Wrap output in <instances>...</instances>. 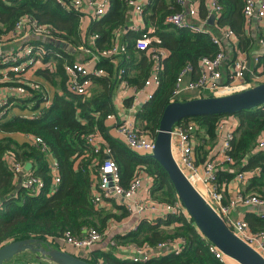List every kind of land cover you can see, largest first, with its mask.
I'll return each mask as SVG.
<instances>
[{"label":"trees","instance_id":"1","mask_svg":"<svg viewBox=\"0 0 264 264\" xmlns=\"http://www.w3.org/2000/svg\"><path fill=\"white\" fill-rule=\"evenodd\" d=\"M201 1L200 13L206 16L207 2ZM218 1L222 5L218 28L226 27L232 30L239 39L240 49L248 51L252 46V40L245 28V1ZM147 7L152 8V13L145 15L146 28L151 25L157 28L160 35V41H154L153 46L167 49L168 56L163 59L161 86L147 102L137 103L135 116L139 123L136 126L140 132L156 136L163 110L174 99L172 93L179 71L189 62L197 67L201 57L216 55L219 46L213 41L211 33L193 32L165 23L167 16L180 9L174 0H152ZM129 9L126 0H111L108 12L94 20L89 32L95 34L93 42L97 51L115 43V38L118 37L116 29L130 25ZM24 15L32 16L38 22L52 25L57 31L55 35L69 42L74 48L88 44L81 31L80 15L56 0H0V22L4 24L0 27V32L13 31L18 19ZM126 37L132 36L126 35ZM24 44H41L46 47L48 52L44 54L43 59L47 63L50 62V65L46 69H38L37 74L42 75L48 81L46 83L59 86L62 93L54 91L47 105L41 97V92L35 91L33 98L37 99V102L32 108L26 105L27 101L16 103L20 109H29L26 111L27 114L10 111L0 119V199L2 202L0 247L9 241L33 236L51 241L60 247L62 245L58 240L68 230L75 235L84 233V229L90 226L102 230L111 220L119 221L130 215L126 205L117 202L115 198H111L110 201L118 212L98 208L92 201L94 176L99 177V167L105 159L104 149L97 152L89 142L88 137L96 133H99L110 146L113 158L119 164L122 183L125 186L130 184L135 175L144 171L151 178L150 195L154 200L173 203L180 199L167 171L152 155H135L120 140L108 133L110 125L108 115L116 112L113 95L121 75L130 85L141 87L152 71L153 60L146 50L137 48L134 38H128L127 44L125 43L127 46L125 56L130 55V59H125L120 67L124 68L125 72L117 77L118 65L115 61L111 58H102L98 66L104 68L105 72L101 76L94 77V85L89 95L75 94L67 88L64 65L75 60L72 51L57 46L47 37L37 40L26 39ZM56 52H60L62 56L56 57ZM136 54H140L149 61V69L137 75L129 70L131 59ZM143 57L140 63H144ZM53 63L56 66L55 71L51 68ZM3 66L5 65L0 63V70ZM207 95L214 94L211 92L186 93L175 100ZM132 104V97L125 98L127 107L131 108ZM35 110H41V114L38 118H30L29 113ZM232 115L240 121L234 141L233 167L241 166L242 169H247L260 166L264 177V151L255 153L253 151L259 135L264 130V104L233 113L187 118L200 121L210 135L207 139L209 143L216 139L217 120L223 116ZM20 134L24 135L25 139L19 138ZM27 134L41 136L49 150L43 151L39 145L27 137ZM204 146L203 142L198 145L200 150ZM9 153L14 154L16 159L24 164L33 163L31 172L42 177L45 182L40 193H33L18 185V179L6 159ZM54 157L58 160L61 176L58 185L53 183L50 167ZM246 158L247 164L244 163ZM233 172L235 173V169ZM249 221L252 228L264 229V221L258 219ZM171 224H175L172 231L168 232L162 228V225ZM178 237L186 239V244L178 254L159 253L147 262L120 258L116 253V246H111L108 250L93 249L88 256L85 254H78V256L95 264H223L209 251L208 239L199 232L193 218L188 219L183 213H168L165 216L144 218L135 229H130L125 234L116 233L113 236L118 245L133 242L140 245L149 244L153 247L166 239Z\"/></svg>","mask_w":264,"mask_h":264},{"label":"built area","instance_id":"2","mask_svg":"<svg viewBox=\"0 0 264 264\" xmlns=\"http://www.w3.org/2000/svg\"><path fill=\"white\" fill-rule=\"evenodd\" d=\"M63 6H68L75 10L80 17L93 16L100 18L105 15L110 6L111 0H56ZM129 6V15L132 19V31L137 32L135 44L137 48L146 50V53L153 60L152 71L141 87L130 85L124 79L122 98L132 97L133 104L131 110L135 111L137 103H145L154 96V93L162 84L163 59L168 56V50L162 47L153 46L154 41H160V35L157 28L149 26L146 28L142 18L145 15L146 7L152 0H126ZM244 14L248 24L254 17L264 20V0H244ZM201 0H176L179 10L167 16L165 23H169L177 28L187 29L198 33H211L213 41L219 46L216 55L203 56L198 62V66L191 62L186 63L179 71L175 81L172 98H180L182 95L195 91L198 94L211 92L214 95L226 94L239 91L253 86L254 82L248 80V58L245 53L239 51L228 68L227 80L223 79V65L227 54L221 37L214 33L209 24L211 14H215L217 26L218 18L222 15V5L218 0H206L208 12L206 16L200 13ZM221 35L225 37H234L232 30L226 27H219ZM55 27L45 23L38 22L29 15H24L16 22L15 29L10 32H0V47L11 39H17L19 35L25 37L31 35L34 37H47L59 39L55 33ZM97 36V35H96ZM264 46V38L260 41ZM125 43H114L108 48L98 51L93 57V62L89 64L84 60H74L65 63V73L67 75V88L75 94L89 95L92 91L93 79L95 76H101L105 70L98 66L102 58H111L126 52ZM48 50L41 44L30 45L22 44V47L13 52L6 53L0 48V63L5 65L0 70V119L8 114L12 106L17 102H23L34 97L35 91H40L42 99L47 105L50 102L49 90L39 80L26 77V73L36 67L38 63L43 62V56ZM62 56L60 52L55 53ZM258 57L255 60L258 62ZM116 63V62H115ZM125 69L121 68L120 73ZM195 73V74H194ZM254 73V72H253ZM258 74L255 72L253 79ZM4 82V83H3ZM41 110L31 111L30 118H38ZM109 118H115L119 133L123 136L125 143L132 151L142 155H152L156 147L155 137L140 132L136 122L130 116L121 119L115 113L108 115ZM240 124L236 116H223L217 121L216 135L217 139L204 159H199L196 150L195 136L198 131L203 130L200 121L194 118H184L177 122L172 129V151L178 165L184 171L189 180L206 197L216 211L223 217L225 223L230 229L250 246L256 249L264 256V229L252 228L249 220L244 215H236L235 209L239 206H264V194L259 192L244 193L240 187L251 179L262 174V167L256 166L238 170L235 172L234 184L235 192L230 195L228 200L225 198V189L219 180V171L226 165H233L235 162L233 156L234 141L237 137V128ZM27 137L33 143L39 145L43 151L49 150L48 145L39 135L27 134ZM89 142L94 146L95 151L102 149V137L99 133L88 137ZM107 154L111 153L110 146H107ZM254 151H264V130L259 135ZM11 170L18 179V185L26 188L33 193H40L44 187V180L40 176L34 175L31 170L26 169V164L17 160L15 155L9 153L6 156ZM53 174V183L58 185L61 181L59 163L57 158H53L50 163ZM99 177L94 181L92 201L96 207L100 208L116 195L122 196L124 204L130 211V215L138 216L139 220L152 218L156 215L165 216L168 213H183L188 219L192 218L186 206L181 199L173 203L159 202L150 195L151 178L142 171L135 175L128 186L122 183V175L119 164L112 157H105L99 167ZM149 188H148V186ZM130 200L131 203H126ZM0 199V206H1ZM135 206V209L133 208ZM264 217V212L259 213ZM195 223V222H194ZM119 222L111 220L107 227L100 230L95 226L84 229L80 235L73 234L70 230L66 231L60 238L59 243L64 247L67 244L74 246L79 252L88 255L95 244L109 235ZM137 225L135 226V228ZM199 230V229H198ZM204 236V234L199 230ZM206 238V237H205ZM208 239V238H206ZM51 242V241H50ZM111 245L117 247V254H122V249L127 248L131 251V259L136 262H147L155 255L163 253L178 254L186 244L184 237L176 239H166L158 243L156 247L149 244L140 245L137 243H126L118 245L112 237ZM209 251L223 264H229V258L214 242L208 239ZM61 246V247H62ZM80 254V253H79Z\"/></svg>","mask_w":264,"mask_h":264},{"label":"water","instance_id":"3","mask_svg":"<svg viewBox=\"0 0 264 264\" xmlns=\"http://www.w3.org/2000/svg\"><path fill=\"white\" fill-rule=\"evenodd\" d=\"M209 23H215L214 13L210 15ZM49 39L57 46L72 51L70 43L61 39ZM263 104L264 82L225 95L172 100L163 110L157 134L154 136L156 147L152 157L167 171L197 228L226 255L240 264H264V256L230 229L223 217L178 165L172 151V129L177 122L187 117L233 113L243 109L256 108ZM110 156L107 154L106 157ZM25 167L27 170H31L33 163L27 162ZM116 197L123 200L120 195H116ZM125 202L131 203L130 200H125ZM133 208L135 209V206ZM27 251L35 254L37 258H44L53 264H95L54 245L50 241L34 236L3 244L0 247V264L8 263L15 256Z\"/></svg>","mask_w":264,"mask_h":264},{"label":"crops","instance_id":"4","mask_svg":"<svg viewBox=\"0 0 264 264\" xmlns=\"http://www.w3.org/2000/svg\"><path fill=\"white\" fill-rule=\"evenodd\" d=\"M176 0H174V3ZM207 4V3H206ZM205 6V5H204ZM202 7V1L200 2V9ZM206 8V7H205ZM150 13H152V8L151 7H146V11H145V15H149ZM145 15L142 18V21L145 24ZM80 21H81V31L83 34V38L85 39V42H88V44H85L84 46L81 47H77L74 48L73 46H71V50H72V54L75 55V60L79 59V60H84L86 62H88L89 64L93 65V57L95 54L98 53L97 49H95L94 47V42L93 40L95 39V34H91L89 32L90 27L92 25V23L94 22L95 18L93 16H85V17H80ZM219 20V18H218ZM130 25H126L125 27H122L121 29H116V32H118V37L115 38L116 41L115 43H126L127 44V40L128 38H134L135 40V36L137 34V32H135L134 30L132 31L131 27H132V19L130 18ZM210 24V23H209ZM211 29L214 33L218 34L223 42L224 45V49L225 52L227 54V58L226 61L224 62L223 65V70H224V76L223 79L227 80L228 77V68L231 64L232 59L235 58V56L240 53L239 51L245 53V56L248 58V65H249V71L248 72V76L247 79L248 80H252L254 82L253 85H256L262 81H258L260 79V75L264 73V46L261 45L260 41L262 38H264V20L263 19H259L257 17H254L252 22L250 23V25L248 24L246 17H245V28H246V33L251 37L252 40V46L251 48L248 49V51H244L242 49H240L238 43H239V39L238 37H236L234 35V37H225L224 35H221V31L218 30V21H217V26H216V21L214 24H210ZM4 24L2 22H0V27H3ZM146 26V25H145ZM151 26V25H150ZM126 35L128 36H132V37H126ZM17 39H11L9 40L6 44H4L1 48V50H3L6 53H13L17 50H19L22 47V44L25 43L26 39L27 40H37L38 37H34L31 35H26L25 37H23L22 35H19V37H16ZM65 41V40H64ZM67 42V41H65ZM69 43V42H68ZM71 45V44H70ZM46 48V47H45ZM94 48V49H93ZM56 55V54H55ZM258 57V62L255 60V57ZM143 56H141L140 54H136L131 60V73L133 74H138V73H142L143 71H147L149 69V61L148 59H144L143 57V61L144 63H140L141 62V58ZM125 59H130V55L125 56V53L120 54L116 57H114V60L116 62V65H118V73H117V77L120 76L119 71H120V67H122L121 65L123 64V62L125 61ZM44 60V59H43ZM54 65L51 66V68L53 69V71L56 70V66L55 63H53ZM50 65V62L47 63L45 60L41 63H38L36 65L35 68H33V70H30L26 73V77L30 78V79H34V80H39L43 83V85L49 90V94H50V100L51 97L54 93V91H58L59 93H62V90L59 86H54L51 83H46L48 81H46L42 75L37 74L38 69H46V67ZM254 72V73H253ZM255 72L258 74L256 76V79H253L252 77H254ZM56 75V73H53ZM123 76L121 75V78L117 81V85H116V89L117 91L114 92L113 95V100H114V104H115V108H116V112L115 115H117L120 119L122 117H127L130 116L131 118H133L136 122V124L138 125V121L136 120V116H135V111H132L131 108L127 107L125 105V98L121 96V92L123 90ZM94 85V83H93ZM93 87V86H92ZM189 94H195V91L192 92H188ZM27 103L26 105H28L30 108H32L34 106V104L37 102V99L32 98L29 100H26ZM19 103V102H17ZM27 110L29 109H20L19 106H16V103L12 106L11 112L13 111L14 113H24L27 114ZM31 113V112H30ZM29 113V114H30ZM109 128H108V133L113 136L114 138L120 140L125 146H127V144L124 141L123 136L119 133L118 128H117V123H116V119L115 118H109ZM202 135L201 138H199V135ZM19 138H24V135H18ZM102 137V136H101ZM210 138V135L207 134L206 129L203 127L202 131H198L196 133L195 136V141H196V150H197V156L199 159H204L208 152H209V148L212 147L210 144H208L207 139ZM103 140H101V146L104 145L102 148L104 149V154L105 157L107 156V151L105 150L108 145L107 141L102 137ZM202 140V142L205 144L204 148L200 150V148L198 147L199 144H201L202 142L200 141ZM218 140L217 139V135H216V139L215 141ZM215 143V142H214ZM128 150H130L131 153L135 154V155H139L140 153H137L135 151H132L131 149H129V147L127 146ZM199 148V149H197ZM254 151V149H253ZM204 152V153H202ZM256 151H254L255 153ZM110 155L113 157V152L111 151ZM244 163L247 164V158L244 160ZM33 168V167H32ZM235 169V172L238 170H243L241 168V166H237V167H233V165H226L224 166L220 171H219V180L222 184V187L225 189V198L226 200H228L230 195H233L235 192V184H234V177H235V173L233 172V170ZM230 175H232L230 177ZM95 180H97V176H94ZM148 186V185H147ZM149 188V186H148ZM241 191L244 193H253V192H259V193H263L264 194V177L261 175L251 179L249 182L243 184L240 187ZM115 200L121 204H124V202H122V200H120L118 197H115ZM101 208L106 209L107 211H113V212H118V209L116 207H114L112 205L111 201L106 202V204H104ZM264 212V206H257V205H253V206H248V207H244V206H239L235 209V214L236 215H244L248 220H254V219H258V220H262L264 221V217H260L259 213H263ZM141 220L138 219V216L136 215H129L126 218L119 220V225L118 227H116L109 235H107L101 242L97 243L94 245V247L92 248V250L94 249H105L108 250L111 248L110 240L112 239V237L114 236V234L116 233H128V230L130 229H135V226L138 225V223ZM250 222V221H249ZM175 224H171L168 226H164L162 225V228L172 231L174 228ZM60 248H64L61 247ZM65 250L72 252L71 250H68L65 248ZM91 250V251H92ZM90 251V252H91ZM73 253V252H72ZM76 254V253H75ZM79 253H77L78 255ZM132 253L129 249L127 248H123L122 249V254L119 255L117 254L120 258L122 259H128L130 258ZM229 264H240L239 262H237L236 260L232 259L231 257H229L227 259ZM5 264H53L51 262H49L48 260L44 259V258H37V256L35 254H33L32 252H25L21 255L15 256L13 259H11V261H9L8 263Z\"/></svg>","mask_w":264,"mask_h":264},{"label":"rangeland","instance_id":"5","mask_svg":"<svg viewBox=\"0 0 264 264\" xmlns=\"http://www.w3.org/2000/svg\"><path fill=\"white\" fill-rule=\"evenodd\" d=\"M76 60H78V59H76ZM258 81H262V82H264V73L263 74H261L260 75V79L258 80ZM243 90V89H242ZM117 91V89H115V92ZM240 91V90H239ZM234 92H236V91H234ZM230 93H232V92H230ZM226 94H228V93H226ZM221 95H225V94H221ZM220 120V119H219ZM218 121V120H217ZM201 134L199 135V138H201ZM214 142H215V140L213 141V142H209L208 144H210L211 146H213V144H214ZM202 153H204V152H202ZM63 245V244H62ZM66 249H68V250H71L74 254L76 253H80V254H83L84 252H79L80 250H77L74 246H72V245H69V244H67L66 246ZM88 256V255H87Z\"/></svg>","mask_w":264,"mask_h":264}]
</instances>
